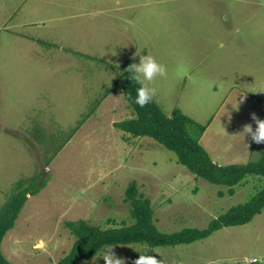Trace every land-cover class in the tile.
Returning <instances> with one entry per match:
<instances>
[{
	"label": "rangeland",
	"instance_id": "obj_1",
	"mask_svg": "<svg viewBox=\"0 0 264 264\" xmlns=\"http://www.w3.org/2000/svg\"><path fill=\"white\" fill-rule=\"evenodd\" d=\"M145 54L168 69L152 85L154 99L169 116L178 108L207 125L200 143L217 164L259 160L264 143L240 132L255 129L253 113L264 119V0H0V209L18 181L43 185L3 239L11 262L56 264L75 241L68 221L133 223L125 201L133 180L168 233L207 228L264 185L249 175L231 195L152 137L115 126L136 117L120 66ZM108 247L121 264L139 255L160 264H264V208L191 244L106 246L80 264H105Z\"/></svg>",
	"mask_w": 264,
	"mask_h": 264
},
{
	"label": "trees",
	"instance_id": "obj_2",
	"mask_svg": "<svg viewBox=\"0 0 264 264\" xmlns=\"http://www.w3.org/2000/svg\"><path fill=\"white\" fill-rule=\"evenodd\" d=\"M132 60L121 64V75L118 79L125 97L136 113V117L118 121L115 126L133 137H152L169 150L174 151L179 163L186 166L197 177L216 185L228 186L231 195L235 187L244 183L247 176L264 177V151L258 149L260 158L257 161L219 165L213 161L209 152L200 143L207 125L197 123L180 109H174L167 115L154 99L145 107L134 103L137 85L128 79L126 71ZM33 177L26 185L25 180L16 184V191L0 209V264H18L11 262L2 251V242L10 229L15 226L29 196L38 194L43 185H37ZM223 195V191H220ZM125 201L130 205L131 218L129 225L102 228L91 224L86 219L68 221L66 226L75 236L70 252L56 264H80L87 258L96 256L104 247L114 245L146 244L150 247L176 246L191 244L209 237L215 231L227 227L244 225L253 220L264 208V185L251 199L243 204L233 206L226 213L212 220L207 228H184L172 233L162 232L156 225L151 200L145 196L133 180L125 193Z\"/></svg>",
	"mask_w": 264,
	"mask_h": 264
},
{
	"label": "clouds",
	"instance_id": "obj_3",
	"mask_svg": "<svg viewBox=\"0 0 264 264\" xmlns=\"http://www.w3.org/2000/svg\"><path fill=\"white\" fill-rule=\"evenodd\" d=\"M137 56H139V63L134 62L130 64L126 71L129 73L128 79L138 86L136 87L134 103L143 108L154 101V98L157 96V88L152 85L158 78L166 79L168 77V69L166 65L160 63L153 55L145 54ZM177 75L183 79L186 71L179 69ZM243 100L244 96L241 95L239 101L236 99L237 107L232 108L238 110L239 104L243 103ZM252 120L255 122V129H253L252 124H245L240 133H243L244 139L245 136H250L252 142L257 144L264 143V119L258 118L253 113ZM99 258H102L105 264H121L122 260L112 252V247L105 248ZM135 264H160V260L153 255H139ZM245 264H248L247 258H245Z\"/></svg>",
	"mask_w": 264,
	"mask_h": 264
},
{
	"label": "built area",
	"instance_id": "obj_4",
	"mask_svg": "<svg viewBox=\"0 0 264 264\" xmlns=\"http://www.w3.org/2000/svg\"><path fill=\"white\" fill-rule=\"evenodd\" d=\"M255 261H257V259L256 258H253V259H250V260H248V264H251V263H253V262H255ZM245 264V260H243V261H240V262H237V263H235V264Z\"/></svg>",
	"mask_w": 264,
	"mask_h": 264
},
{
	"label": "crops",
	"instance_id": "obj_5",
	"mask_svg": "<svg viewBox=\"0 0 264 264\" xmlns=\"http://www.w3.org/2000/svg\"><path fill=\"white\" fill-rule=\"evenodd\" d=\"M204 140V135L201 137V141H203ZM250 144H248V146H249ZM210 147V146H209ZM214 162L216 161L217 162V160L216 159H214L213 160ZM250 260V259H249Z\"/></svg>",
	"mask_w": 264,
	"mask_h": 264
}]
</instances>
